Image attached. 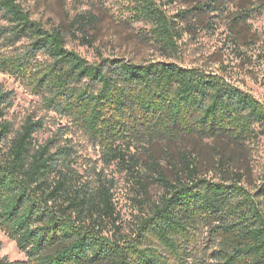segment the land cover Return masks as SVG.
<instances>
[{
	"label": "trees",
	"instance_id": "obj_1",
	"mask_svg": "<svg viewBox=\"0 0 264 264\" xmlns=\"http://www.w3.org/2000/svg\"><path fill=\"white\" fill-rule=\"evenodd\" d=\"M223 1L204 5L217 9ZM164 5L131 0V18L149 22L152 37L176 49L182 31ZM93 18L80 14L74 22ZM0 72L67 117V132L79 130L99 146L103 166H146V173H134L139 193H148L146 176L163 187L135 233L109 235L107 223L120 216L114 178L95 167L93 179L84 180L72 145L52 138L37 144L42 117L28 115L15 128L7 117L15 91L0 81V226L33 264H264V177L254 188L241 178L209 177L186 150L177 159L167 152L168 174L152 151L143 160L133 149L188 134L251 140L264 128V102L251 91L223 73L175 61L102 53L91 61L67 45L61 27L34 18L23 0H0ZM0 264L15 262L0 257Z\"/></svg>",
	"mask_w": 264,
	"mask_h": 264
},
{
	"label": "rangeland",
	"instance_id": "obj_2",
	"mask_svg": "<svg viewBox=\"0 0 264 264\" xmlns=\"http://www.w3.org/2000/svg\"><path fill=\"white\" fill-rule=\"evenodd\" d=\"M23 1L34 18L47 26L61 27L66 33L67 45L91 61L102 53L137 62L168 60L198 66L223 73L264 102V0H224L217 9L204 5L209 0H164V7L175 16L182 31L176 49L158 43L151 35L149 22L131 18V0ZM242 13L245 18L240 17ZM80 14L94 15V18L75 23ZM84 37L93 44L85 43ZM0 81L15 91L13 104L7 109V117L15 128L28 115L42 117L44 127L34 134L37 144H46L52 138L56 145H72L74 166L84 180L93 179L95 167L98 170L103 167L104 174L114 178V200L120 216L116 223H107L105 232L109 235L115 231L135 233L148 203L157 200L163 192L159 183L146 176L148 193H139L134 173L138 170L146 173V166H138L134 171L118 162L103 166L99 146L93 145L79 130L67 132L69 119L46 110L41 97L21 79L0 72ZM258 129L257 136L245 142L226 136L188 134L176 140L139 144L133 149H137L143 160L152 151L168 174H171V165L167 152L177 159L181 150L192 151L201 174L228 181L241 178L246 186L254 188L264 177V128L261 125ZM140 197H145L144 203L139 201ZM0 257L15 264H33L1 226Z\"/></svg>",
	"mask_w": 264,
	"mask_h": 264
}]
</instances>
